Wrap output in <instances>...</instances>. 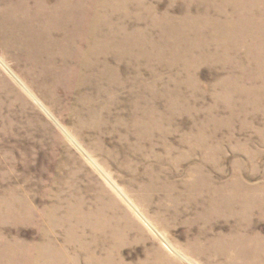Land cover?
Wrapping results in <instances>:
<instances>
[{
	"label": "rangeland",
	"instance_id": "1",
	"mask_svg": "<svg viewBox=\"0 0 264 264\" xmlns=\"http://www.w3.org/2000/svg\"><path fill=\"white\" fill-rule=\"evenodd\" d=\"M59 1L0 0V264H253L264 0Z\"/></svg>",
	"mask_w": 264,
	"mask_h": 264
},
{
	"label": "bare ground",
	"instance_id": "2",
	"mask_svg": "<svg viewBox=\"0 0 264 264\" xmlns=\"http://www.w3.org/2000/svg\"><path fill=\"white\" fill-rule=\"evenodd\" d=\"M38 10L44 12L46 10H44V6H37ZM55 13L58 14L59 12H65L68 11L69 9H71V6H69L68 4L66 5L65 2H63L62 0H60L57 4V6L55 7ZM59 16L63 17V20L60 21L58 23L57 28H55L56 31H62L63 29L68 27V23H72L73 26L78 25L79 17L76 14H60ZM252 24V23H251ZM254 31L251 29V25L250 28H246L242 34V39L243 36L247 35V31H252L251 34H249L248 36L250 38H252V40L254 41V46L257 48H261V44L258 41V35H260L259 31L261 30V27H259L258 23H254V25H252ZM47 27H45V25H38L37 26V30H43ZM264 50V48H263ZM224 199L221 197V192L220 193H215L213 195L212 200L210 201L212 203V205L210 206V211L213 212H218L223 211L225 208L224 205ZM234 202V201H233ZM231 203V202H230ZM251 204V203H250ZM246 207H249V205L247 204ZM264 211V206L261 208ZM230 212L231 213H235V211H231V207H230ZM237 214V213H236ZM247 234H243L241 235L238 239H236L235 241H233L232 244V248L229 251V249L227 251L231 252V254H229V256L231 258L236 257V259H238V257L241 258V260H243L244 258H248V260H251L253 264H264V238H262L261 236H249V237H244ZM256 259H259V263L256 261Z\"/></svg>",
	"mask_w": 264,
	"mask_h": 264
}]
</instances>
